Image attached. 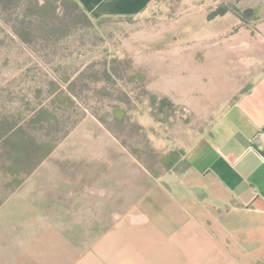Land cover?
I'll return each instance as SVG.
<instances>
[{"label":"rangeland","instance_id":"rangeland-1","mask_svg":"<svg viewBox=\"0 0 264 264\" xmlns=\"http://www.w3.org/2000/svg\"><path fill=\"white\" fill-rule=\"evenodd\" d=\"M183 1L89 21L68 0H0V209L104 159L160 172L221 117L234 98L201 53L214 33Z\"/></svg>","mask_w":264,"mask_h":264},{"label":"crops","instance_id":"crops-1","mask_svg":"<svg viewBox=\"0 0 264 264\" xmlns=\"http://www.w3.org/2000/svg\"><path fill=\"white\" fill-rule=\"evenodd\" d=\"M77 1L99 19L155 0ZM183 2L213 31L202 58L223 66L217 90L234 102L186 148L182 172L155 178L115 157L100 171L47 176L26 205L8 201L0 264H264V0ZM227 3L254 17L207 19Z\"/></svg>","mask_w":264,"mask_h":264},{"label":"trees","instance_id":"trees-1","mask_svg":"<svg viewBox=\"0 0 264 264\" xmlns=\"http://www.w3.org/2000/svg\"><path fill=\"white\" fill-rule=\"evenodd\" d=\"M67 5H69L72 9L80 10L84 18H87V20L92 21L88 17L84 8L80 5V3L77 0H68ZM226 12L234 13L243 22H247L249 19L254 17L255 14V11L253 9L249 8L245 10H240L235 5L231 3H227V4L218 5L216 8L209 11L207 14V19L211 20L216 16L224 15ZM184 154H185V150L177 149V148L170 149L168 153L165 155V157H162L161 159L162 170L160 172H152L151 173L152 176H154L155 178H159L162 174L168 171H177V172L184 171L188 165V162L184 157Z\"/></svg>","mask_w":264,"mask_h":264}]
</instances>
